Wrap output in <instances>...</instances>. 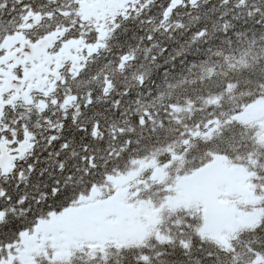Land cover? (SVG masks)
<instances>
[{
	"label": "snow or ice",
	"instance_id": "6c2138e0",
	"mask_svg": "<svg viewBox=\"0 0 264 264\" xmlns=\"http://www.w3.org/2000/svg\"><path fill=\"white\" fill-rule=\"evenodd\" d=\"M0 264H264V0H0Z\"/></svg>",
	"mask_w": 264,
	"mask_h": 264
},
{
	"label": "rangeland",
	"instance_id": "374dc122",
	"mask_svg": "<svg viewBox=\"0 0 264 264\" xmlns=\"http://www.w3.org/2000/svg\"><path fill=\"white\" fill-rule=\"evenodd\" d=\"M255 118V115H253L252 117H250V119H254Z\"/></svg>",
	"mask_w": 264,
	"mask_h": 264
}]
</instances>
